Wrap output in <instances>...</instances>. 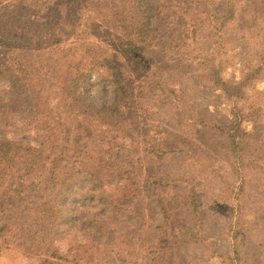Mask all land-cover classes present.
<instances>
[{
  "label": "trees",
  "instance_id": "16d2710c",
  "mask_svg": "<svg viewBox=\"0 0 264 264\" xmlns=\"http://www.w3.org/2000/svg\"><path fill=\"white\" fill-rule=\"evenodd\" d=\"M181 1L201 0H0V240L37 225L41 240L26 254L60 259L55 241L79 233L103 247L137 234L150 259H167L176 244L205 240L197 187L205 161L216 169L215 136L234 173L264 165V130L242 128L263 120L264 91L228 123L198 103L191 118L183 85L167 74L194 53L206 86L249 100L248 89L264 80V54L233 83L201 49V34H223L240 18V0L211 13L181 10ZM95 84L106 94L100 103L89 94ZM156 108L170 117L164 131L150 123ZM198 154L209 156L204 166ZM176 210L197 224L186 219L174 234Z\"/></svg>",
  "mask_w": 264,
  "mask_h": 264
},
{
  "label": "rangeland",
  "instance_id": "374dc122",
  "mask_svg": "<svg viewBox=\"0 0 264 264\" xmlns=\"http://www.w3.org/2000/svg\"><path fill=\"white\" fill-rule=\"evenodd\" d=\"M223 6V0H201L193 2V5L181 1V10L185 8L189 13L195 12L196 9L211 13L221 10ZM240 7V18L226 28L224 35L201 34L202 51L214 54L211 59L223 67V78L233 83H237L250 67L258 65L259 55L264 54V0H240ZM182 18L187 20L185 13ZM217 37H221L219 41ZM194 55V53L191 56L186 55L187 57L180 63L181 67L171 65L169 71L167 70L168 76L172 77L171 82L179 81L178 83L183 85L182 98L187 102L191 118L192 106L198 103L207 107L219 122L228 123L238 113L237 107H244L247 112L251 101L254 103L258 100L255 92L264 91L263 80L248 89L249 100L241 102L229 99L220 89L214 90L206 86L201 78L203 65L198 64L200 58L193 57ZM160 59L162 56L158 57V60ZM155 60L158 64V60L156 58ZM1 86L6 88L4 84ZM103 89L99 84L91 86L89 91L91 100L96 103L102 102L106 96ZM143 94L145 96L142 100H147V89H144ZM159 109L156 108L153 112L151 118L153 120L150 123L157 128L160 125L158 129L164 131L167 129L165 121L169 124L170 117L166 118V108ZM242 128L247 133L262 131L264 118L259 123L243 121ZM176 130L177 128L172 131ZM212 133L204 135L202 141L211 137ZM214 140L217 142L210 143V146L213 148V154H216L212 162L216 169L208 168L210 162L208 160L205 161L206 166L199 161L203 158L209 159V156L198 154L194 158L195 162L204 166L206 173L198 178L200 185L197 187L205 214L203 226L198 224L197 232H200L205 240L176 244L167 259H163V255L159 259L156 258L160 260V264H264V165L256 162L243 176L234 173L224 160L225 151L223 153V150H218V142L222 144L221 136H215ZM187 192L194 191L188 188ZM172 193L180 196L177 190ZM146 215L147 210H143V216ZM189 215L186 210L170 213L172 223H175L170 227L174 234L183 233L182 223L187 220L197 224ZM173 218H179V221H174ZM162 219V215L158 217V221ZM146 220L150 221L149 218ZM32 227L34 229L31 232L9 236V242L0 240V264H159L155 262L154 256L150 259L146 250L141 247L137 234L135 237L133 234L131 243L103 247L92 245L79 233L72 239L55 241L54 246L59 250L60 259H54L46 254L34 256L32 255L34 250L26 254V246L29 248L36 245L41 240L43 232L37 225ZM18 242L21 243L17 246Z\"/></svg>",
  "mask_w": 264,
  "mask_h": 264
}]
</instances>
